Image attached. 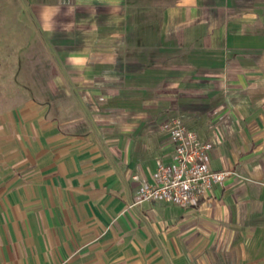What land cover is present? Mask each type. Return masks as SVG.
Instances as JSON below:
<instances>
[{"label":"crops","instance_id":"1","mask_svg":"<svg viewBox=\"0 0 264 264\" xmlns=\"http://www.w3.org/2000/svg\"><path fill=\"white\" fill-rule=\"evenodd\" d=\"M15 1L0 264H264V0ZM172 118L231 172L195 206L135 194Z\"/></svg>","mask_w":264,"mask_h":264},{"label":"built area","instance_id":"2","mask_svg":"<svg viewBox=\"0 0 264 264\" xmlns=\"http://www.w3.org/2000/svg\"><path fill=\"white\" fill-rule=\"evenodd\" d=\"M161 128L170 134L175 145L173 160L157 162L153 183L134 175L135 194L139 201L165 200L183 207L195 206L231 172L211 168L209 150L213 144L200 140L180 118L165 121Z\"/></svg>","mask_w":264,"mask_h":264},{"label":"rangeland","instance_id":"3","mask_svg":"<svg viewBox=\"0 0 264 264\" xmlns=\"http://www.w3.org/2000/svg\"><path fill=\"white\" fill-rule=\"evenodd\" d=\"M16 1L15 0H0V15L4 16V17H8V19L12 18V15H14L15 11L13 9L14 3ZM11 23L7 22L5 24H3V27H8L10 26ZM24 33H28V30L24 29L23 30Z\"/></svg>","mask_w":264,"mask_h":264}]
</instances>
